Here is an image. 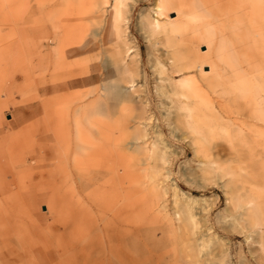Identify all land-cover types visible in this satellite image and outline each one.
<instances>
[{"label":"rangeland","instance_id":"obj_1","mask_svg":"<svg viewBox=\"0 0 264 264\" xmlns=\"http://www.w3.org/2000/svg\"><path fill=\"white\" fill-rule=\"evenodd\" d=\"M207 1L172 0L187 25L210 24L186 33L190 55L213 68L203 75L171 69L165 36L150 33L168 23L157 0H70L59 28L84 47L57 56L42 38L63 0H0V264H264V0ZM205 151L218 153L209 172ZM219 169L257 226L232 218ZM176 204L210 208L200 258Z\"/></svg>","mask_w":264,"mask_h":264},{"label":"bare ground","instance_id":"obj_2","mask_svg":"<svg viewBox=\"0 0 264 264\" xmlns=\"http://www.w3.org/2000/svg\"><path fill=\"white\" fill-rule=\"evenodd\" d=\"M63 5L60 6L61 8L59 9L60 11H62L61 13H58V15H54V16H51V29L52 32H50L47 36H44L42 38V40L44 41V44L42 46V50L45 52V51H48V50H52L51 54L54 55V56H57L59 53H65L64 51L71 47L72 45H76V44H80V48H83L84 47V44L81 43V41L78 39V37L80 35H77L75 33H71L70 30L68 29H64L63 27L59 28V25H60V20H61V17H62V14L63 13H66L69 5H70V0H63ZM104 1V0H102ZM171 1V2H170ZM221 1V0H220ZM219 1V2H220ZM16 2V0H15ZM15 2L13 4V8L15 10L16 6L15 5ZM42 2V0H41ZM209 2V0L207 1ZM95 4V3H94ZM103 5H106L105 7H107V1L102 3ZM102 7V6H101ZM100 8V7H99ZM103 8V7H102ZM242 6L236 2L232 12L235 14V17L238 18L239 21H241L242 17H241V10H242ZM69 10V9H68ZM98 11V10H97ZM100 12V11H99ZM56 13V12H55ZM57 14V13H56ZM95 14V13H94ZM97 14V13H96ZM156 16H165V18L168 19V23H163V24H155V26L153 27L152 31H150L151 34H163L166 38V44L168 45V48H169V53L167 54L168 56V60H169V65L171 67V69H173V72L175 73H179V74H183L184 72H189L192 68H202L201 70V73L203 75H207V73L209 72H212L213 71V68L211 66L209 62V60H207V63H203L202 62H199L197 61L195 58H193V56L190 55L189 51H187V45H190V39L192 38H189V37H186V33H188L189 30H194V31H197V30H202V29H206V27L210 28V24L209 25H206V26H202L201 24H195V25H187L182 19L185 17V13L184 12H181V10L179 8H177L174 4L172 5V0H157V4H156V8H155V13ZM17 14H15L13 16V21H14V25L16 26V22H17V17H16ZM199 15V12H195L194 15H192L191 19H188V22L190 21H199L201 19ZM240 17H239V16ZM122 16V15H121ZM54 17V18H53ZM93 17V16H92ZM69 18V17H68ZM148 18V17H147ZM154 19V18H153ZM166 19V20H167ZM97 20V19H96ZM152 20V19H151ZM155 20V19H154ZM57 21V22H56ZM68 21V20H67ZM73 21V20H72ZM126 21V20H125ZM150 21V20H149ZM148 21V22H149ZM153 21V20H152ZM157 21V20H156ZM154 21V22H156ZM77 22V21H75ZM104 22V21H103ZM167 22V21H166ZM220 23L223 22V20L221 21V18H220ZM106 23V22H105ZM118 23V22H117ZM126 23V22H125ZM124 23V24H125ZM128 24V23H127ZM145 24V23H144ZM148 24V23H147ZM146 24V25H147ZM95 25V24H94ZM100 25H101V22H100ZM118 25V24H117ZM150 25V24H149ZM50 26V25H49ZM232 25H230L229 27H231ZM234 26V25H233ZM79 27V26H78ZM60 29V30H59ZM62 29V30H61ZM86 30V29H85ZM117 30V29H115ZM233 28H231L229 31L230 32H234ZM16 31V30H15ZM223 32V31H222ZM117 33V31H116ZM149 33V34H150ZM208 33V31L205 32V34ZM231 33V35H232ZM115 34V32H114ZM113 34V35H114ZM150 34V36H151ZM175 34H179V35H175ZM203 34V35H205ZM116 35V34H115ZM175 35V36H174ZM207 35V34H206ZM237 35V34H236ZM243 35V34H242ZM81 37V36H80ZM207 37V36H205ZM115 38V36H114ZM117 38V37H116ZM119 38V37H118ZM123 38V37H122ZM187 40V42H186ZM207 40V39H205ZM241 40V39H240ZM46 41V42H45ZM50 42V46H48ZM244 42V41H243ZM165 43V42H164ZM163 43V44H164ZM241 43V42H240ZM89 44V43H88ZM245 46V45H244ZM54 48H55V51H54ZM128 51V50H127ZM132 51V50H131ZM191 52V51H190ZM134 53V51H133ZM194 53V52H193ZM133 59V57H132ZM45 65L43 66L44 67V70L46 71V73L48 75H52L56 72H58V69L57 67H59L57 64H54L53 67L51 68L48 60L45 58ZM119 59L116 60V64L118 65L119 63ZM134 61V60H133ZM132 61V62H133ZM123 63V62H122ZM135 63V62H134ZM116 68V67H115ZM127 68V67H126ZM51 69H55V70H51ZM133 69V68H131ZM125 70L123 68H117L116 69V76L114 78H112V82H116L118 83L121 79H122V76L124 74ZM158 72V71H157ZM162 73V72H161ZM178 74V75H179ZM221 77L219 75H216L215 77L211 78V79H215L217 83H221ZM214 80V81H215ZM172 84V83H171ZM174 85V84H173ZM218 85V84H217ZM225 85V84H224ZM220 86V85H219ZM221 87V86H220ZM225 87V86H224ZM223 87V88H224ZM215 88V87H214ZM227 88V87H225ZM230 90V89H228ZM227 90V91H228ZM224 91V90H223ZM231 91V90H230ZM222 92V91H221ZM229 92V91H228ZM190 92L187 91V90H184L183 91H180L179 95L181 96V98H185L187 100H189V98H194V97H188L186 96V94ZM227 93V92H226ZM106 94H109L110 97L114 98L116 101H120L122 96L120 95V92H119V89L116 87V86H113V87H107L106 89ZM173 94L176 95V92H173ZM224 94V92L222 93ZM230 94V92H229ZM168 95V94H167ZM165 96V95H164ZM183 98V99H184ZM187 106L188 107H195V104L194 102L192 101H187L186 102ZM202 107V106H201ZM209 107V106H208ZM215 108V107H214ZM206 109V108H205ZM204 109V110H205ZM215 110V109H214ZM217 110V109H216ZM201 111V110H200ZM207 111V110H205ZM209 111V110H208ZM191 112V111H190ZM219 112V111H218ZM217 112V113H218ZM115 114V113H114ZM222 114V113H221ZM193 115V114H192ZM221 116V118L219 117ZM255 116V115H254ZM218 117L222 120H224L225 118L223 117L222 118V115H219L218 114ZM255 119V117H253ZM228 119V118H227ZM226 119V120H227ZM257 119H258V122H263L264 123V119L259 116V114L257 115ZM221 120V121H222ZM225 121V120H224ZM229 122V121H228ZM226 123V122H225ZM173 125V124H172ZM227 128V127H226ZM209 129V128H208ZM207 129V130H208ZM223 129V128H222ZM211 130V129H210ZM224 130V129H223ZM206 131V130H204ZM216 131V130H215ZM216 134V133H215ZM219 137V136H218ZM205 138V137H204ZM217 143V142H216ZM165 148V147H164ZM163 150V149H162ZM161 153V152H159ZM217 154L216 153L215 155H213L212 157V160H209L211 154L209 153V151H205L203 154H202V157L204 159H208V161H205V162H201L202 163V167L200 170H203V171H208V167L211 165H215V162L213 161L214 159H218L217 157ZM164 155V153H163ZM162 154L158 157L159 160L162 162V166H163V169L164 171H166L167 173V168L168 166L170 165L169 161L167 160V156H163ZM166 155V154H165ZM202 158V159H203ZM199 163V162H198ZM125 165V164H124ZM160 166V165H159ZM160 166V167H162ZM199 166V165H198ZM155 169V168H153ZM169 169V168H168ZM199 170V171H200ZM162 171V170H161ZM170 171V170H169ZM209 172V171H208ZM206 173V172H205ZM163 174V173H162ZM209 174V173H207ZM226 172L223 170V169H219L218 170V176H219V180L223 182L221 188L225 191V194L227 196V205L229 207H233L232 209H234V217H232L233 219H236L235 221L239 220L241 217H244L248 220V222L252 225V226H257L255 224V218H254V210H253V207L251 208V204L248 203V202H241V203H236L234 201V197H235V190L236 188H233L232 187V182L231 180H227L225 181L227 178L226 176ZM167 176V175H166ZM170 176V175H169ZM231 178L232 175H230ZM228 176V177H230ZM168 177V176H167ZM169 178V177H168ZM167 178V180H168ZM164 180L166 179H161V184H163ZM156 181V180H155ZM154 181V182H155ZM233 181V180H232ZM153 183V182H152ZM166 184V183H165ZM236 186V185H235ZM234 186V187H235ZM150 187V186H149ZM166 187V186H165ZM238 189V188H237ZM165 191V190H163ZM174 191L176 193H178L177 191V188H176V185H175V188H174ZM180 192V191H179ZM166 193V192H165ZM164 193V195H165ZM174 194V193H173ZM183 194V193H182ZM177 195V194H176ZM175 199V198H174ZM176 200V199H175ZM184 200V199H183ZM192 200V203H196L198 204L197 202H200L201 201H204V200H197V198H193L191 199ZM160 202V201H159ZM176 202V201H175ZM178 202H179V199H178ZM177 202V203H178ZM190 203V201H188ZM163 203V202H162ZM188 203V204H189ZM160 207V206H159ZM193 207V206H192ZM195 207V206H194ZM209 206H199V209L198 211H195L193 208L191 209V207L189 206H178L176 204L175 206V210H176V216L175 218H178L179 221L181 222H185V215L183 212L184 210H186V212L189 214V220L191 222L189 228H187V233H188V236L190 237V240L192 243H194V247L197 249V252L199 254V258L202 256V248L204 247V244H207V240H205V238H207L208 236H210L211 234L210 233H207L209 232V229L208 231L206 230H202L200 226H198L199 224V221H200V218H202V220H205L204 216L205 214L207 213V211L209 210ZM210 212V211H209ZM168 218V217H167ZM170 218V217H169ZM172 218V216H171ZM177 220V219H176ZM188 220V221H189ZM241 220V219H240ZM178 221V220H177ZM259 222L261 223L260 225V229H261V234H262V237H263V242H259V244L261 245V247H264V212H263V215L262 217L260 218ZM128 228V226H127ZM106 230V229H105ZM181 230V229H180ZM183 230V229H182ZM131 232V231H130ZM205 233V234H204ZM173 235V234H172ZM176 236V235H174ZM182 237V236H181ZM213 237V236H211ZM209 238V237H208ZM179 239V237H178ZM210 240V239H209ZM87 245V244H86ZM90 245V244H89ZM85 247V246H84ZM87 247V246H86ZM194 249V248H193ZM88 250V249H87ZM96 250V249H95ZM168 253V252H167ZM92 254V252H91ZM97 255V254H96ZM107 255V254H106ZM209 255V254H208ZM251 255V254H250ZM207 256V255H206ZM108 257V256H107ZM195 257V255H194ZM83 258V257H82ZM86 258V257H85ZM80 259V258H79ZM91 259V257H90ZM82 260V259H81ZM84 260V258H83ZM116 260V259H115ZM203 262V261H202Z\"/></svg>","mask_w":264,"mask_h":264}]
</instances>
